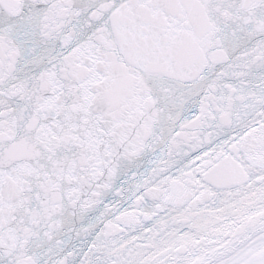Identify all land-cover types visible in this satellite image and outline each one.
<instances>
[{
  "label": "snow or ice",
  "instance_id": "6c2138e0",
  "mask_svg": "<svg viewBox=\"0 0 264 264\" xmlns=\"http://www.w3.org/2000/svg\"><path fill=\"white\" fill-rule=\"evenodd\" d=\"M0 264H264V0H0Z\"/></svg>",
  "mask_w": 264,
  "mask_h": 264
}]
</instances>
